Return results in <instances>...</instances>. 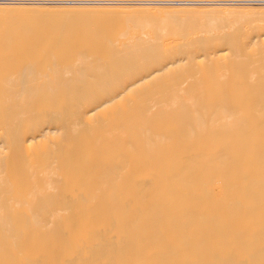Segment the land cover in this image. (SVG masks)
I'll use <instances>...</instances> for the list:
<instances>
[{
    "label": "bare ground",
    "instance_id": "6f19581e",
    "mask_svg": "<svg viewBox=\"0 0 264 264\" xmlns=\"http://www.w3.org/2000/svg\"><path fill=\"white\" fill-rule=\"evenodd\" d=\"M263 48L264 0H0V264H264Z\"/></svg>",
    "mask_w": 264,
    "mask_h": 264
},
{
    "label": "rangeland",
    "instance_id": "374dc122",
    "mask_svg": "<svg viewBox=\"0 0 264 264\" xmlns=\"http://www.w3.org/2000/svg\"><path fill=\"white\" fill-rule=\"evenodd\" d=\"M263 49H264V48H263ZM19 249H20V248H19ZM21 249H23V248H21ZM21 249H20V250L17 249L19 254H20V253H21V254H23V253H27V252H23L25 249H26L25 251H27V250H28L27 248H25V249H23V250H21ZM31 249H32V248H31ZM31 249H29V250L31 251ZM34 250H36V249H34ZM34 250H32L31 252L29 251V252L31 253V255H33V256H34V254H41V253H42V254H45V255H49V254H50V255H51V254H52V255H54V254H55V255H57V254L60 255L61 253H62L61 255H65V254H67V253H65L66 251H64V253H65V254H64L63 251H59V252H61V253H59L58 251H51V250H44V251H42V250H38V251L36 250V251H34ZM1 251H3V250H1ZM11 251H13V250H11ZM33 251H34V252H33ZM40 251H41V252H40ZM45 251H46V252H45ZM5 252H7V253H11L10 251H9V252H8V251H5ZM13 252H14V254H16V253H15V252H16L15 250H14ZM13 252H12V253H13ZM22 252H23V253H22ZM35 252H36V253H35ZM47 252H48V253H47ZM70 253H72V252H69V254H70ZM73 253H75V252H73ZM23 255H24V254H23ZM26 255H28V253H27ZM29 255H30V254H29ZM55 255H54L53 258H51V260H49L50 258H47V259L45 258L46 260H42V259H44V258H42V257H35L36 260H34V261H33V260L28 261V260H26L27 258H23V257H22V260H20V259H18V260H19V261H23V259H24V261H26V262H25L26 264H45V263H46L45 261H47L46 264H48V262H50L49 264H59V262H57V261H58V260H61V259H59V257H60L61 255H60L59 257L57 256L58 260H56L57 258H55V257H56ZM20 256H21V255H20ZM33 256H30V257H33ZM30 257H28V258H30ZM63 257H64V256H62V258H63ZM20 258H21V257H20ZM35 258H33V259H35ZM60 258H61V257H60ZM30 259H32V258H30ZM18 260H16V261H17L16 264H17V263H18V264H20V263H21V264H25L24 261L19 263ZM48 260H49V261H48ZM62 261H63V260H61V262H60L61 264H70V263L68 262V261H69L68 259L64 260L63 262H62ZM27 262H28V263H27ZM30 262H32V263H30ZM43 262H44V263H43ZM64 262H65V263H64ZM12 263H15V262L13 261Z\"/></svg>",
    "mask_w": 264,
    "mask_h": 264
}]
</instances>
